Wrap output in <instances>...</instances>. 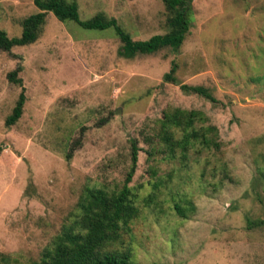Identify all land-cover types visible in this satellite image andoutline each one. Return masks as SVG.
I'll return each instance as SVG.
<instances>
[{
  "label": "rangeland",
  "instance_id": "obj_1",
  "mask_svg": "<svg viewBox=\"0 0 264 264\" xmlns=\"http://www.w3.org/2000/svg\"><path fill=\"white\" fill-rule=\"evenodd\" d=\"M75 1L80 19L114 17L133 39L169 30L164 0ZM36 11L33 0H0V29L20 35ZM121 46L112 28L48 12L34 42L0 50V257L40 260L77 218L86 187H122L135 142L129 185L139 211L106 249L137 264H264V223H254L264 220V0H193L177 50L125 58ZM172 62L176 83L162 79ZM18 65L26 99L6 125ZM180 83L207 87L218 102ZM174 108L202 111L195 126L215 125L220 148L196 142L170 157L158 134Z\"/></svg>",
  "mask_w": 264,
  "mask_h": 264
},
{
  "label": "trees",
  "instance_id": "obj_2",
  "mask_svg": "<svg viewBox=\"0 0 264 264\" xmlns=\"http://www.w3.org/2000/svg\"><path fill=\"white\" fill-rule=\"evenodd\" d=\"M192 1L164 0L165 7L170 12L167 17L169 30L147 39H133L114 17L106 18L102 14H96L87 20L80 19L75 0H33L37 11L22 20L20 35L10 37L5 30L0 29V50L9 51L14 46L34 42L48 12H52L60 21L71 20L85 29L112 28L122 43L119 54L125 58H131L138 53H154L163 47L177 50L190 27ZM175 70V62H172L162 79L176 83ZM20 71L21 65H18L8 74L9 80L20 85L21 90L11 113L5 118L6 125H11L20 118L26 99L22 80L18 77ZM179 87L185 93H195L210 102H218L209 89L202 85L180 83ZM205 120L204 113L195 109L174 108L163 114L158 135L160 143L166 146L170 157H175L176 149H180L184 158L186 151L196 142L204 147L216 150L220 148L221 142L218 140V129L215 125L195 126L197 121ZM177 129L182 132L179 137H175ZM151 155L153 153L149 152L148 157ZM137 156L138 148L135 142H132L131 164L122 187L111 193L102 188L86 187L79 198V214L72 225L61 230L52 246L44 250L40 260L27 264H137L129 251L110 250L105 246L118 240L121 229L139 211L135 205L132 187L129 185L136 168ZM155 175L154 172L153 176ZM175 208L180 215L186 217L180 206L176 205ZM254 223L259 225L264 223V220ZM0 264H10L9 258L1 255Z\"/></svg>",
  "mask_w": 264,
  "mask_h": 264
}]
</instances>
